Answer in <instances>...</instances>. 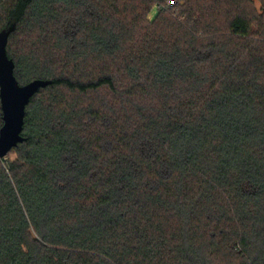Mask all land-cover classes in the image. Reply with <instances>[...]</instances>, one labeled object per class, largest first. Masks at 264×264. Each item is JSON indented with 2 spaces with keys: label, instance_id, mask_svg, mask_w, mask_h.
Wrapping results in <instances>:
<instances>
[{
  "label": "trees",
  "instance_id": "1",
  "mask_svg": "<svg viewBox=\"0 0 264 264\" xmlns=\"http://www.w3.org/2000/svg\"><path fill=\"white\" fill-rule=\"evenodd\" d=\"M11 30L50 84L0 159V264H264V0H0Z\"/></svg>",
  "mask_w": 264,
  "mask_h": 264
},
{
  "label": "water",
  "instance_id": "2",
  "mask_svg": "<svg viewBox=\"0 0 264 264\" xmlns=\"http://www.w3.org/2000/svg\"><path fill=\"white\" fill-rule=\"evenodd\" d=\"M11 31L0 33V100L3 112V127L0 131V159H4L24 142L26 108L31 99L50 83L36 80L20 85L15 77V63L9 57L7 46Z\"/></svg>",
  "mask_w": 264,
  "mask_h": 264
},
{
  "label": "rangeland",
  "instance_id": "3",
  "mask_svg": "<svg viewBox=\"0 0 264 264\" xmlns=\"http://www.w3.org/2000/svg\"><path fill=\"white\" fill-rule=\"evenodd\" d=\"M156 13H157V11H156V9H154V10L151 12V14H150V18L153 19V18L156 16ZM10 157H11L12 159H14V158H15V155H11Z\"/></svg>",
  "mask_w": 264,
  "mask_h": 264
}]
</instances>
